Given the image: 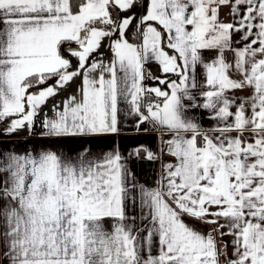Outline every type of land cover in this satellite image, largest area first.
<instances>
[{
	"label": "snow or ice",
	"instance_id": "obj_1",
	"mask_svg": "<svg viewBox=\"0 0 264 264\" xmlns=\"http://www.w3.org/2000/svg\"><path fill=\"white\" fill-rule=\"evenodd\" d=\"M126 124L158 151L63 147ZM22 131L60 147L0 150V264H264V0H0V136ZM142 154L173 160L154 187Z\"/></svg>",
	"mask_w": 264,
	"mask_h": 264
},
{
	"label": "crops",
	"instance_id": "obj_2",
	"mask_svg": "<svg viewBox=\"0 0 264 264\" xmlns=\"http://www.w3.org/2000/svg\"><path fill=\"white\" fill-rule=\"evenodd\" d=\"M110 50L105 47L104 57H110ZM151 85L155 84V81L148 82ZM80 87L79 83L73 85L72 91H77ZM69 94H71L69 92ZM64 99V94L62 93L58 97L52 98L48 104L43 106V114L47 118H52L55 115V110L53 106V101L56 105H59ZM39 132V127L36 129ZM159 132H137L131 124L125 125V130L121 133L119 137L116 136H104V137H92V138H70L71 143H66L63 145L65 149H70L73 152L80 151L88 140L92 141L91 147L93 150L100 149H111L114 144L118 143L120 149L127 153L130 151L131 147L135 144H146L150 146H156L158 151ZM83 139L84 143H79L78 140ZM45 146L49 148H59V144H52L50 141L45 140L39 135H32L25 132H20L14 134L11 137L0 136V150L7 151H23L27 148L29 151L35 149L40 151ZM173 162L171 157L162 156L158 161H149L143 158V154L140 159L132 158L128 160V165L133 169V175L135 180L144 184L145 186H156L157 181L161 178V171L164 164Z\"/></svg>",
	"mask_w": 264,
	"mask_h": 264
}]
</instances>
